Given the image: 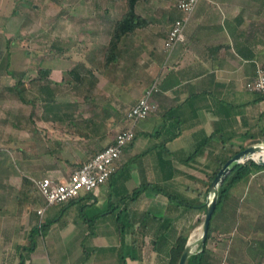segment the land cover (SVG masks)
Returning <instances> with one entry per match:
<instances>
[{
	"label": "crops",
	"instance_id": "0c3cea01",
	"mask_svg": "<svg viewBox=\"0 0 264 264\" xmlns=\"http://www.w3.org/2000/svg\"><path fill=\"white\" fill-rule=\"evenodd\" d=\"M126 1H91L90 19L77 24L72 43L68 34L61 38L60 53L68 54L42 65L39 91H31L35 81L22 79L36 105L32 113L33 103L24 102L32 124L22 123L23 144L0 147H19L25 165L13 168L0 151V162L10 164L0 171V264H18L19 246L33 242L26 264H165L178 235L197 227L201 210L170 200L164 190L206 202L222 161L234 150L264 144V92L247 88L257 66H264V0H200L186 41L169 55L164 43L181 14L177 0H139L143 22L121 42L119 62L105 66ZM79 63V77L63 79ZM17 81L4 87L16 97L11 87ZM155 81V108L134 124L136 136L110 178L39 214L44 197L25 177L67 178L132 124L128 109ZM13 116L10 123L18 128V113ZM249 182L250 190L231 188L233 220L225 215L214 223L217 238L210 248L220 255L231 250L238 257L232 264H257L264 257V184ZM139 186L144 190L134 197ZM6 199L21 212L15 220L5 219Z\"/></svg>",
	"mask_w": 264,
	"mask_h": 264
},
{
	"label": "rangeland",
	"instance_id": "374dc122",
	"mask_svg": "<svg viewBox=\"0 0 264 264\" xmlns=\"http://www.w3.org/2000/svg\"><path fill=\"white\" fill-rule=\"evenodd\" d=\"M91 1L94 0H0V147L1 144L6 145L5 142L10 144L12 141L23 144L27 132L26 125H22V123L28 124L30 127L32 124L27 115V108L30 106L20 101L18 97L4 87L12 81L41 76L43 74L42 65L56 63L58 57L62 58L64 54H68V52L60 53L61 38H64L63 34H68L66 37L71 39L68 42L72 43L73 31H75L77 24L90 19V12L92 11L90 6L93 5H91ZM71 47L72 45L69 46V48ZM71 78L73 77L69 72L63 77V79ZM2 81H6L8 84ZM38 86L39 83L35 82L31 88L32 93H35L36 90L39 91ZM31 91L29 90L30 94H32ZM11 92L13 93V91ZM38 101V107H40L41 101L40 99ZM15 113H18L20 118L19 121L17 120L21 124L17 126L18 128L10 123V120L15 118L13 116ZM3 120L6 122L3 123ZM2 150L10 159L13 168L17 167L24 170L25 165L22 162L24 160L18 158L16 154L20 150L19 147L11 148L12 151L7 147L0 148V151ZM256 157L264 158V156ZM9 165V162L7 164L0 162V171L3 168H8ZM247 179L248 177H245L235 184L232 191L244 192L247 188L250 190L251 187L250 184H246L247 181H250L249 183H256L255 181H257L262 185L264 184V174L261 173L251 175L250 180ZM32 185L29 187L37 191V187ZM212 195L210 192L209 196L212 197ZM6 201L9 211L4 213L5 219L15 220L19 213L21 215V212L13 209L12 204L7 199ZM247 202L249 201L247 200ZM194 217L196 218L197 215ZM197 218L195 220L197 227L183 230L184 233L192 234L189 241H195L203 233L205 212L201 210ZM248 218L245 220H250L252 215L249 214ZM216 238L217 233L214 234V239H210V247L215 243ZM199 244H195L193 249L196 250ZM224 251L221 255L214 252L215 256H218V259H214L216 264H232L233 259L238 258L231 250L225 249Z\"/></svg>",
	"mask_w": 264,
	"mask_h": 264
},
{
	"label": "built area",
	"instance_id": "2783aa9c",
	"mask_svg": "<svg viewBox=\"0 0 264 264\" xmlns=\"http://www.w3.org/2000/svg\"><path fill=\"white\" fill-rule=\"evenodd\" d=\"M199 1L177 0L176 5L181 14L174 19L165 38L164 45L168 55L179 43L186 41V26ZM247 88L264 92V66H257L254 78L247 82ZM158 89L157 81L146 88L143 95L127 111V117L132 124L118 131L111 143L95 152L81 166L73 169L67 178L64 180L50 176L31 178L45 200V204L37 209L39 214H43L48 205L66 202L83 192L95 191L110 178L116 169L117 161L136 136L134 124L148 116L155 108L153 94ZM248 159L242 157L241 162Z\"/></svg>",
	"mask_w": 264,
	"mask_h": 264
},
{
	"label": "trees",
	"instance_id": "16d2710c",
	"mask_svg": "<svg viewBox=\"0 0 264 264\" xmlns=\"http://www.w3.org/2000/svg\"><path fill=\"white\" fill-rule=\"evenodd\" d=\"M139 0H127V9L123 16L118 19L113 27L111 39L110 42L105 50L104 54V64L105 66L113 65L116 62H119L120 58L122 57V50H121V42L123 41L124 37L126 35H129L132 31H134L140 23L143 22V20L140 18V15L136 11V5ZM16 12V11H15ZM82 63L76 64L73 66L68 72L72 77H79ZM45 73H50V68L44 69ZM41 79H43L41 76L32 78L33 81L39 83V87H41ZM9 87V86H8ZM10 88V87H9ZM11 89L13 92L16 93V95L19 97V99L23 102L33 103V110L32 113H34V108L36 105V96L34 98L29 97V88L27 87V84L24 80L19 79L12 87ZM238 150H234L231 155L228 156L231 157L234 153H236ZM222 164L215 170L214 174L212 175V179L216 176L218 171L220 170ZM264 169V163H259L256 160L250 158L246 160L245 162H234L232 164L231 170L224 176L222 182L219 184V193H218V199H217V205L215 208V211L213 213V216L211 218V223L208 231V236L204 244H199L198 248L195 252H193L186 264H216L214 262V259L217 258L215 256V253L212 251V249L209 246L210 239L214 236V232L216 230L215 221L222 218V216H227V219L230 218L233 220V217L230 216L229 209L227 208V203L231 197V188L240 182L243 178L248 177L251 175V173ZM211 179V180H212ZM25 180H29L33 183L31 179H28L25 177ZM144 187H137L133 191L134 197L136 194H140L144 190ZM156 188H160L159 185H154ZM161 189V188H160ZM165 194L170 198V200H175L178 202V204H186L187 206L192 207H199L200 210L206 211V202L201 201L197 203L194 200L185 199L178 194H173L172 192L165 191ZM237 207V205L235 206ZM228 210V211H227ZM235 214V213H233ZM225 216V218H226ZM235 218L237 219V214L235 215ZM46 225L42 224V227ZM35 230V229H33ZM189 235L187 233H180L176 240L173 242V244L170 247L169 256L165 262V264H178L180 256L186 246V243L188 241ZM254 242V241H253ZM34 248V242L31 244V246H28L26 244L19 246V261L18 264H26L27 259V252H30ZM26 251V252H25ZM264 261V257L259 259L257 264H262Z\"/></svg>",
	"mask_w": 264,
	"mask_h": 264
},
{
	"label": "water",
	"instance_id": "95a60500",
	"mask_svg": "<svg viewBox=\"0 0 264 264\" xmlns=\"http://www.w3.org/2000/svg\"><path fill=\"white\" fill-rule=\"evenodd\" d=\"M264 148V144H257V145H251L246 148L241 149L234 155H232L229 159H227L224 164L221 166L220 170L214 177V179L211 182V192L212 197L208 196L206 201V211H205V219L203 224V233L202 235L197 238L195 241H187L186 246L180 256L178 264H186L189 256L195 252L196 250L193 249L195 244L201 243L204 244L207 236L208 231L211 223V218L213 216V213L215 211L216 205H217V199H218V193H219V184L222 182L224 176L231 170L232 164L234 162H241V158H252L256 160L259 163H264L263 157H254L252 154L257 149Z\"/></svg>",
	"mask_w": 264,
	"mask_h": 264
},
{
	"label": "bare ground",
	"instance_id": "6f19581e",
	"mask_svg": "<svg viewBox=\"0 0 264 264\" xmlns=\"http://www.w3.org/2000/svg\"><path fill=\"white\" fill-rule=\"evenodd\" d=\"M259 152H264V148H261V149H257L255 152H253V156L256 154V153H259Z\"/></svg>",
	"mask_w": 264,
	"mask_h": 264
}]
</instances>
